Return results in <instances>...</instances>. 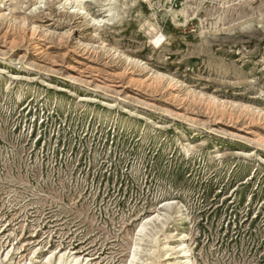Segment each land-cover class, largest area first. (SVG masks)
<instances>
[{"label": "rangeland", "instance_id": "rangeland-1", "mask_svg": "<svg viewBox=\"0 0 264 264\" xmlns=\"http://www.w3.org/2000/svg\"><path fill=\"white\" fill-rule=\"evenodd\" d=\"M77 1L0 0V264H264V0Z\"/></svg>", "mask_w": 264, "mask_h": 264}, {"label": "bare ground", "instance_id": "bare-ground-1", "mask_svg": "<svg viewBox=\"0 0 264 264\" xmlns=\"http://www.w3.org/2000/svg\"><path fill=\"white\" fill-rule=\"evenodd\" d=\"M70 1H73V0H66V2H70ZM74 2L77 4L76 5V7L75 8H77V7H81V5H82V2L80 1H77V0H74ZM79 10V9H78ZM81 11V10H80ZM75 12H76V10H75ZM12 19H15V18H12ZM21 19V18H20ZM3 20H6V17H5V15H4V13H2V12H0V21H3ZM10 21V20H9ZM26 21H28V18H23L22 20H21V28L22 29H24V32H25V30H28V32L30 33V35L31 36H33V35H35V34H37V33H40L41 31L40 30H42L41 28V26H37L35 23H33V22H28L27 24H26ZM13 23H14V21H13ZM4 25V24H3ZM11 22H9V24H8V31H9V29H11ZM13 27H14V25H13ZM13 27H12V29H13ZM20 28V26L17 28V29H19ZM21 29V30H22ZM8 31H6V32H8ZM23 31V30H22ZM12 32V31H11ZM13 32H15L16 33V31H15V29H14V31ZM20 34H21V36H22V33L23 32H19ZM18 33V34H19ZM42 33H44V31H42ZM42 33H41V35H42ZM8 34V33H7ZM11 34V33H10ZM19 34V35H20ZM14 36L16 35V34H13ZM37 35H40V34H37ZM13 36V37H14ZM21 36H20V38H21ZM30 36V37H31ZM47 36V35H46ZM155 36V35H154ZM153 36V37H154ZM6 37H7V35H6ZM12 37V38H13ZM17 37H18V35H17ZM23 37V36H22ZM5 38V37H4ZM164 38V36L163 35H161V36H156V37H154L153 39H154V43L156 44V45H158V44H160L161 42H162V39ZM46 39V38H45ZM11 40H13V39H11ZM14 40H16V37L14 38ZM14 40L12 41V44H11V46L13 47L14 45ZM43 40V39H42ZM46 41V40H45ZM16 42V41H15ZM17 43V42H16ZM9 44V43H8ZM33 46H35V45H33ZM40 47V46H39ZM14 48V47H13ZM10 49V48H9ZM40 50H42V49H40ZM135 62V61H134ZM136 63V62H135ZM171 82H173V80H171ZM170 82V83H171ZM169 86H170V84H168ZM171 86H173V84H171ZM141 228H140V233L141 232H143L144 231V229H145V227H144V225L143 226H140ZM134 248H135V246H134ZM164 250H165V254L164 255H168L169 254V252H171V246L170 245H165V247L163 248ZM175 249H176V252H177V254L180 256L179 258H181V259H183V264H191V258L189 257V248H188V246H187V244H186V240L184 239V238H182L180 241H179V243L177 244V246L175 247ZM156 254H157V252H155ZM132 258H131V262H129L130 264H133V262H135L136 260H137V254L135 253V252H132ZM153 255V254H152ZM158 256V255H157ZM156 256V257H157ZM63 259H64V256H60V258H59V263L60 264H62V262H63ZM152 262H154V261H152ZM69 264H79V261H78V259L77 258H73L72 260H71V262H69ZM135 264V263H134Z\"/></svg>", "mask_w": 264, "mask_h": 264}]
</instances>
